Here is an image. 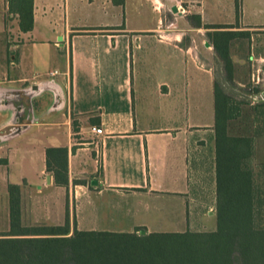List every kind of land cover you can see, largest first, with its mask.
<instances>
[{
	"label": "crops",
	"instance_id": "obj_1",
	"mask_svg": "<svg viewBox=\"0 0 264 264\" xmlns=\"http://www.w3.org/2000/svg\"><path fill=\"white\" fill-rule=\"evenodd\" d=\"M206 25L251 37L264 31V0H241L240 14L236 0H33V28L20 30L31 87L0 86V234L11 230L12 185L23 228L64 226L69 216L71 234L217 230L218 57ZM35 93H50V104L31 109ZM230 134L253 141L258 172V134ZM208 142L216 207L203 211L191 199ZM49 148L69 151L67 186L47 170Z\"/></svg>",
	"mask_w": 264,
	"mask_h": 264
},
{
	"label": "trees",
	"instance_id": "obj_2",
	"mask_svg": "<svg viewBox=\"0 0 264 264\" xmlns=\"http://www.w3.org/2000/svg\"><path fill=\"white\" fill-rule=\"evenodd\" d=\"M19 16L20 30L33 28V0H7ZM240 1L236 0L237 14ZM123 5L124 0H114ZM202 27L201 18H189ZM207 38L234 79L230 46L250 33L230 25H206ZM241 115L233 98L215 82L217 230L184 233L79 231L64 226L23 228L20 189L10 186L11 230L0 234V264H264V164L252 165L253 141L230 134ZM68 149L46 151L47 170L59 186L69 184ZM138 231H144L139 229Z\"/></svg>",
	"mask_w": 264,
	"mask_h": 264
},
{
	"label": "rangeland",
	"instance_id": "obj_3",
	"mask_svg": "<svg viewBox=\"0 0 264 264\" xmlns=\"http://www.w3.org/2000/svg\"><path fill=\"white\" fill-rule=\"evenodd\" d=\"M252 32L251 37L232 41L230 52L234 61L233 81L227 82L220 60L215 58L211 67L216 81L233 98L234 105L241 112L240 117L231 124L230 132L236 135L250 132L258 134L257 160L264 161V100L261 99V92L264 91V31ZM23 43L17 15L11 12L7 0H0V86L14 84V89L18 91L31 87L30 82L23 80L20 61ZM11 80L20 81L12 83ZM48 95L50 93L38 100L35 93L30 98L31 109L50 104ZM199 155L200 165L196 172V187L191 204L194 208L208 211L216 207L215 156L209 142L203 146ZM139 233L147 234L144 231Z\"/></svg>",
	"mask_w": 264,
	"mask_h": 264
},
{
	"label": "built area",
	"instance_id": "obj_4",
	"mask_svg": "<svg viewBox=\"0 0 264 264\" xmlns=\"http://www.w3.org/2000/svg\"><path fill=\"white\" fill-rule=\"evenodd\" d=\"M19 118H22V115H19ZM93 131L95 132V134L100 135L102 133V129L101 128H93Z\"/></svg>",
	"mask_w": 264,
	"mask_h": 264
}]
</instances>
